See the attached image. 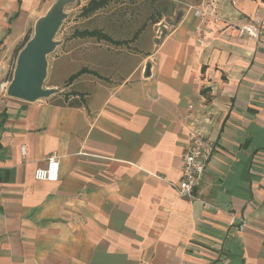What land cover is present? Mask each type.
<instances>
[{"label":"crops","instance_id":"crops-1","mask_svg":"<svg viewBox=\"0 0 264 264\" xmlns=\"http://www.w3.org/2000/svg\"><path fill=\"white\" fill-rule=\"evenodd\" d=\"M54 1L0 0V84ZM128 50L67 48L81 66L50 98L0 89V264H264V0H203L152 51ZM195 129L214 147L190 198ZM52 154L59 180H37Z\"/></svg>","mask_w":264,"mask_h":264},{"label":"rangeland","instance_id":"rangeland-1","mask_svg":"<svg viewBox=\"0 0 264 264\" xmlns=\"http://www.w3.org/2000/svg\"><path fill=\"white\" fill-rule=\"evenodd\" d=\"M202 1L107 0L101 7L93 3V0L71 2L65 7L68 17L56 36L60 44L48 56L49 69L45 86L60 88L62 91L61 85L51 84L58 82L64 85L66 77L81 66V60L68 62L69 56H63L67 48L73 51L74 56L80 51L83 57H90L91 51H96L97 54H104L105 59L106 55L114 54V49L119 45L131 52H150L193 5ZM28 33L32 36L33 28ZM21 44L22 41L17 48ZM17 48L11 54L10 71L6 78L13 76ZM57 94L60 92L54 95ZM63 98L59 100L63 101Z\"/></svg>","mask_w":264,"mask_h":264},{"label":"water","instance_id":"water-1","mask_svg":"<svg viewBox=\"0 0 264 264\" xmlns=\"http://www.w3.org/2000/svg\"><path fill=\"white\" fill-rule=\"evenodd\" d=\"M75 0H55L44 15L40 16L33 34L20 49L7 95L33 102L61 92L60 88L46 87L49 59L60 41L56 39L64 20L68 17L65 7ZM147 76L151 75V64L147 65Z\"/></svg>","mask_w":264,"mask_h":264},{"label":"built area","instance_id":"built-area-1","mask_svg":"<svg viewBox=\"0 0 264 264\" xmlns=\"http://www.w3.org/2000/svg\"><path fill=\"white\" fill-rule=\"evenodd\" d=\"M199 15H205V11L198 10ZM215 18L219 17L215 13ZM240 35L248 34L257 36L259 31L254 25L238 27ZM10 80L0 84L1 92L7 95V88ZM190 108H194L191 104ZM213 142L209 135L203 129H195L191 135L182 155V176L177 190L180 194L195 198V189L200 184L201 178L209 168L213 153ZM22 153H25V146L21 147ZM61 157L58 154H52L47 158V164L44 167H38L35 170L37 180L57 181L60 177Z\"/></svg>","mask_w":264,"mask_h":264},{"label":"trees","instance_id":"trees-1","mask_svg":"<svg viewBox=\"0 0 264 264\" xmlns=\"http://www.w3.org/2000/svg\"><path fill=\"white\" fill-rule=\"evenodd\" d=\"M93 1H94L93 3H96V5H97L98 7H101V6H103V5L106 4V1H107V0H93ZM89 35H92V34H89ZM30 37H31L30 33H28V34L25 36V38H24L22 44H21V45L17 48V50H16L17 53H19L20 49L25 45V43L29 40ZM79 73H80V71L77 72V73H75V74H73V75L70 77L69 81L74 80V79L79 75ZM9 78L11 79V78H12V75H10Z\"/></svg>","mask_w":264,"mask_h":264}]
</instances>
